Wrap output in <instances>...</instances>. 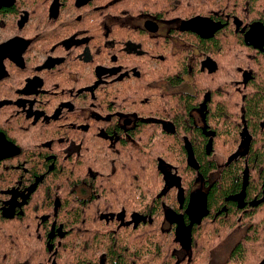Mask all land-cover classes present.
Segmentation results:
<instances>
[{"label": "flooded vegetation", "instance_id": "1", "mask_svg": "<svg viewBox=\"0 0 264 264\" xmlns=\"http://www.w3.org/2000/svg\"><path fill=\"white\" fill-rule=\"evenodd\" d=\"M155 1L176 15L161 18L141 0H50L43 18L0 0V132L19 149L0 159V217L11 224L50 181L44 206H33L48 264H192L196 225L229 209L264 210V39L245 41L264 22H236L222 0ZM204 20L219 25L208 36L195 30ZM33 125L39 173L7 134ZM141 153L153 170L124 171ZM217 190L229 204H210ZM198 192L208 213L182 247L166 214L187 225ZM65 210L84 212L68 236ZM241 230L229 233L228 252ZM12 253L6 246L0 264Z\"/></svg>", "mask_w": 264, "mask_h": 264}, {"label": "trees", "instance_id": "2", "mask_svg": "<svg viewBox=\"0 0 264 264\" xmlns=\"http://www.w3.org/2000/svg\"><path fill=\"white\" fill-rule=\"evenodd\" d=\"M49 3L50 0H17L13 7H11V10L18 11L21 8H25L35 15L42 14L44 18L47 11H49ZM140 5L144 6L146 10L154 11L153 13L158 14L161 18H168L176 15L171 10L166 11L165 3L156 2L155 0H141ZM75 6L78 8L76 4ZM219 10L226 12L234 11L238 16L236 17V22H240L242 25H248L255 20L264 22V17H262L264 13V0H222L220 1ZM233 27L231 20H229L225 29H233ZM219 42L221 43L222 40ZM6 90L7 88L0 82V98L8 95ZM13 90H15L14 87L10 89L12 93ZM5 106L7 107V105ZM33 126L35 127H31L33 128L32 130H26L24 131L25 133L12 129L7 131V134L24 148L28 164L32 166L36 173H39L45 170V162L39 164L34 160L38 157L39 147L37 148V143L34 142L37 135L40 133V128L36 125ZM24 140L28 143H23ZM257 142L258 139L255 138L254 143ZM143 155L144 154L141 153L135 155V157H129V166L127 169L123 170H132L139 173L153 170V167H151L148 162V156ZM168 156L167 154V157ZM70 170V167L66 166L59 171L69 172ZM0 179H4L3 172L0 173ZM2 181L3 180H1V183ZM50 185V181L44 180V183L39 182L35 192L29 198L31 205L29 206L28 204L27 206L29 207L22 210L20 214L13 218L11 224H9L6 219L0 217V252L3 253L6 246L8 247L11 245L13 251V253L10 254L12 258L11 264H48L46 261V247L44 243H42L43 240L41 241V238H43L46 232L37 215L39 211L34 210L33 206H40V204L44 206L43 203L40 202V199L41 197L48 196ZM4 187V185H1L0 189ZM226 194L227 193L222 190L210 193V204L216 205L220 204V202L224 204L228 203L224 198ZM77 213L81 216L84 215L83 211L65 210L59 212V222L61 223V228L64 230L65 236L69 235L68 230L70 229L73 216ZM263 215L264 210H260V208H254L244 212L243 215H234L229 209L225 211V214L216 216L214 220L209 217L208 221H203L200 225H196L193 229V242L190 247L191 253L194 254L192 257V264H208L207 260L211 250L217 245L224 243L229 237V233L237 229L238 225L241 224V231L244 233L241 234L240 241L235 242L231 246L224 264H260L261 257L264 254V224L263 227L261 226V218ZM239 216H241V219L237 221ZM50 217H52V214ZM172 246H175L174 241L172 242ZM60 250H62V247ZM83 254L84 249L82 248L80 250L79 259Z\"/></svg>", "mask_w": 264, "mask_h": 264}, {"label": "water", "instance_id": "3", "mask_svg": "<svg viewBox=\"0 0 264 264\" xmlns=\"http://www.w3.org/2000/svg\"><path fill=\"white\" fill-rule=\"evenodd\" d=\"M257 26L250 32V34H245V41L247 44H249L250 38H252V35L257 34L260 39H264V27L261 24H256ZM219 25L216 23H213L209 20H204L199 26L197 23V31H199L203 36H208L212 34L214 30L217 29ZM263 29V30H262ZM263 31V33H262ZM19 152V149L17 146L12 144L10 141H8L4 134L0 132V159L12 156L14 154H17ZM168 213V212H167ZM208 210L206 207V196L203 193H193L190 196V200L188 202L186 214L189 218V223L186 225L181 216H174L171 217V215L166 214L167 218L173 222L176 223L175 227V240L182 246L187 247L191 244V230L193 224H199L201 221V218L205 215H207ZM171 217V218H170Z\"/></svg>", "mask_w": 264, "mask_h": 264}, {"label": "rangeland", "instance_id": "4", "mask_svg": "<svg viewBox=\"0 0 264 264\" xmlns=\"http://www.w3.org/2000/svg\"><path fill=\"white\" fill-rule=\"evenodd\" d=\"M225 241L221 245L217 246L212 251V262L211 264H222L228 254L229 243Z\"/></svg>", "mask_w": 264, "mask_h": 264}]
</instances>
